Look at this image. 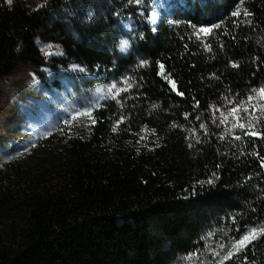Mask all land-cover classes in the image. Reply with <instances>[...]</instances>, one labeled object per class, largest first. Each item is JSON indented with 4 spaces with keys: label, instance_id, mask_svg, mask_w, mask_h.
<instances>
[{
    "label": "trees",
    "instance_id": "1",
    "mask_svg": "<svg viewBox=\"0 0 264 264\" xmlns=\"http://www.w3.org/2000/svg\"><path fill=\"white\" fill-rule=\"evenodd\" d=\"M182 2L152 31L148 8L140 16L129 0H0V76L28 63L44 80L43 39L63 50L54 71L86 69L84 88L131 85L92 106L95 125L79 117L69 132L66 114L22 155H0V264H219V244L264 226V139L235 140L210 107L264 85V0H243L247 17L231 16L240 0ZM123 18L134 26L126 55ZM225 264H264V236Z\"/></svg>",
    "mask_w": 264,
    "mask_h": 264
},
{
    "label": "rangeland",
    "instance_id": "2",
    "mask_svg": "<svg viewBox=\"0 0 264 264\" xmlns=\"http://www.w3.org/2000/svg\"><path fill=\"white\" fill-rule=\"evenodd\" d=\"M182 1L142 0L139 5L130 4L140 16L144 15L148 7V22L155 24L161 13L167 14L172 6ZM27 2L34 7L40 5L42 0ZM153 15L156 16L155 22L151 19ZM119 24L124 36L120 38L118 53L126 55L132 47L134 26L129 18H123ZM122 41L127 42L125 50H121ZM35 44L43 61L37 69L43 73L44 80H40L28 63L20 64L11 75L0 76V155H22L49 131L52 121L66 114L73 116L76 112L96 105L105 99L110 86L95 84L92 88H84L86 86L81 81L89 78L90 74L83 66L77 63L59 65L56 71L50 67L51 58L64 56L57 42L37 39ZM54 79L59 82L58 86L52 84ZM226 126L231 129L230 124ZM182 264H205V260L203 255H189L183 258Z\"/></svg>",
    "mask_w": 264,
    "mask_h": 264
},
{
    "label": "snow or ice",
    "instance_id": "3",
    "mask_svg": "<svg viewBox=\"0 0 264 264\" xmlns=\"http://www.w3.org/2000/svg\"><path fill=\"white\" fill-rule=\"evenodd\" d=\"M129 3H135L137 5L142 3V0H129ZM243 0H240L239 4L236 6V9L231 12V16L240 17V16H250L246 9L242 10ZM152 21L155 22L156 16L153 15L151 17ZM175 23V22H174ZM221 24H212L211 27H202L199 29L200 33L208 35L212 32L213 29L220 28ZM127 42H121V50H125L127 48ZM208 47V45H205ZM159 63V62H158ZM147 64V61H141V65ZM238 65L233 64V67H237ZM74 69L76 66H73ZM160 72L158 75H161L163 79L167 81L173 91H176L178 95L183 96L184 93L178 91L176 81L170 78V74L165 72V66L163 63H159ZM80 71H85V69H79ZM126 82V81H125ZM128 87H131L128 84ZM128 87H121L118 83L113 82L107 89V93L105 94V99L110 98L116 99L120 97L122 92H126ZM224 100L227 101V105L220 106H210L213 108L212 111V122L218 125H229L231 126V130L234 134L235 140H242L244 136L249 138H260L264 139V130H258L257 126L260 124H264V85H261L258 88H252L249 94L244 99H229L228 97H224ZM102 106V105H101ZM198 106V102H197ZM94 108L89 107L85 108L82 111L76 112L71 120H66L65 124L68 125V130L71 132L73 124L78 120L79 117H86L89 121L88 127L95 125L96 118L93 115ZM217 113H219V119H217ZM188 114H185V118H187ZM198 120L200 119L198 116L196 117ZM125 120L123 115L119 116L117 121L115 122L112 131H117V127L122 124ZM201 129L205 130V134L207 133V126L204 123L199 125ZM239 130L242 135H235V131ZM195 133V129H193ZM223 139V137H221ZM143 139V137H142ZM259 156L260 154L254 153ZM262 164L264 167V157H261ZM215 175V173H213ZM213 181L209 180L208 183L211 184ZM204 183V182H200ZM233 223H235V217L232 218ZM264 236V226L261 227H252L248 231L244 232L238 238H233L229 244L221 243L219 244V248L224 253L221 256L220 252H213L214 256L220 257L219 264H225V261L231 260L235 255L241 253L246 250L247 247L256 239Z\"/></svg>",
    "mask_w": 264,
    "mask_h": 264
},
{
    "label": "bare ground",
    "instance_id": "4",
    "mask_svg": "<svg viewBox=\"0 0 264 264\" xmlns=\"http://www.w3.org/2000/svg\"><path fill=\"white\" fill-rule=\"evenodd\" d=\"M181 5H183V3H181ZM148 8V7H147ZM162 17V13H161V15H160V18ZM159 18V19H160ZM146 22L152 27V31H154V26L157 24V22H158V20H156V23L155 24H153V23H149L148 22V12H147V17H146Z\"/></svg>",
    "mask_w": 264,
    "mask_h": 264
}]
</instances>
